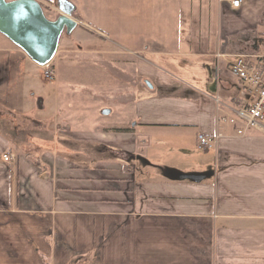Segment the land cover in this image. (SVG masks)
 I'll return each instance as SVG.
<instances>
[{"label":"crops","instance_id":"0c3cea01","mask_svg":"<svg viewBox=\"0 0 264 264\" xmlns=\"http://www.w3.org/2000/svg\"><path fill=\"white\" fill-rule=\"evenodd\" d=\"M67 1L82 22L78 49L79 28L115 43L94 40L93 65L113 70L121 54L134 83L121 109L101 114L124 115L85 112V132L75 113L70 130L35 86L43 67L0 32V264H264V130L238 134L222 120L245 96L229 60L264 55V0ZM32 110L40 134L24 138H105L102 153L12 152ZM218 133L201 146L199 135Z\"/></svg>","mask_w":264,"mask_h":264},{"label":"rangeland","instance_id":"374dc122","mask_svg":"<svg viewBox=\"0 0 264 264\" xmlns=\"http://www.w3.org/2000/svg\"><path fill=\"white\" fill-rule=\"evenodd\" d=\"M11 1V0H8ZM41 3V5L44 8L45 15L49 19H56L58 16L62 14L61 9L58 5V0H37ZM71 16L80 22L78 17L71 14ZM100 17V16H99ZM102 21L101 24H93L95 27H98L100 29H103L105 25H107V22L105 23V19L100 18ZM113 22V21H111ZM82 23V22H81ZM81 23H79V26H81ZM82 28V27H81ZM79 30V31H78ZM76 34L82 35V38L85 39V41H82V47L83 49L79 48V43H77L76 37L71 36L72 32L70 34L64 33L63 36V43L61 45V50H64L66 52L65 55L56 56L49 65L52 66V68H56V76L53 80H47L42 74L33 75L35 86H39L41 89H43V97L46 99V102L50 101L52 102L49 105H52L54 102H60L61 104V112L60 116L68 115L67 117V125L70 126V130L72 129L73 120L71 118L74 117V114L78 117L81 116L79 121V129H83L85 132H92V128L94 125V121L91 119H85L83 116L85 115V112L87 115L98 116L99 120H103V122H111L109 120H112L113 118H117V116L121 113V116L125 114V111H117L118 113H113L114 115L107 116L109 120L105 119L103 117L102 111L108 110L109 107L112 108H118L120 107L119 98L121 97L118 93L120 92V89L122 86H131L133 80L131 78H127L130 73L128 72V75H124L126 73L124 71V64L123 59H121V54L114 56L112 65L113 70H111L110 65L108 68L98 64V67L96 65H93L94 58L96 60L94 51L92 47L97 46L98 42L94 43V40H97L99 42H102L104 44L114 46L115 48L117 45L114 43L112 45L109 42L100 39V37L91 32H88L85 29H77V31H74V36ZM112 35V34H111ZM113 37V35H112ZM66 39H69L70 41L65 42ZM90 40V41H89ZM94 43V44H93ZM96 44V45H95ZM120 51L122 49H119ZM93 51V52H92ZM94 55V57H93ZM255 56V55H254ZM93 57V61H92ZM109 63L110 60H108ZM101 66V67H100ZM74 67V68H73ZM76 72V74H75ZM131 76V75H130ZM132 77V76H131ZM139 83V81H138ZM110 86H113V90L116 91V94H110ZM81 88L82 90H78V88ZM86 88V89H85ZM108 88V91H107ZM57 89L61 90L59 92L58 96L59 99H57ZM112 89V88H111ZM92 90H95L96 92L93 93ZM76 91V92H75ZM89 91L91 94H89ZM107 91V92H106ZM36 101V100H34ZM89 106V110H85V107ZM49 109V108H48ZM50 111L55 110V106H51L49 109ZM82 112H79V111ZM85 110V111H83ZM76 111V112H75ZM100 111V112H99ZM35 110H32L30 115L19 116L18 120V127L19 129L23 130L21 133L20 138H9L11 141V144L13 148L16 149L12 152L14 153H21L24 154L25 152H29V156H32V160L39 161V156L42 153L45 152H51L54 151L56 154L65 155L68 152L73 151V149H83L84 151L90 152L91 156H95L96 153H102V144H105L101 140H104L102 138H68L70 135L67 133L65 134V138H24L25 134L29 133L32 134L31 131H34V134L38 133L40 134V128L37 129L35 126V121H40L36 119L35 114H33ZM79 112V113H78ZM116 112V111H115ZM33 114V115H32ZM100 114V115H99ZM103 117V118H102ZM98 121V130H107L109 132H119L115 131L117 130V127H104L99 123ZM24 123H27V126H24ZM71 124V125H70ZM100 124V125H99ZM132 125V124H131ZM130 124L126 126H131ZM72 126V127H71ZM125 127V126H124ZM60 131H63L62 128H57ZM55 132H57L56 128H53ZM26 131V132H25ZM68 131V130H67ZM69 132V131H68ZM20 136V135H19ZM72 136V135H71ZM67 137V138H66ZM101 145V147H100ZM100 149H97L99 148ZM50 150V151H49ZM91 161V158L89 161H86V164ZM91 165L94 164L93 160ZM89 164V165H90ZM90 165V166H91Z\"/></svg>","mask_w":264,"mask_h":264},{"label":"water","instance_id":"95a60500","mask_svg":"<svg viewBox=\"0 0 264 264\" xmlns=\"http://www.w3.org/2000/svg\"><path fill=\"white\" fill-rule=\"evenodd\" d=\"M58 4L62 14L52 20L37 0H0V32L41 67L54 59L62 35L81 23L71 16L73 7L67 0Z\"/></svg>","mask_w":264,"mask_h":264},{"label":"built area","instance_id":"2783aa9c","mask_svg":"<svg viewBox=\"0 0 264 264\" xmlns=\"http://www.w3.org/2000/svg\"><path fill=\"white\" fill-rule=\"evenodd\" d=\"M229 1L233 9L241 8L243 2ZM48 65L43 67V76L47 80H53L56 73ZM229 68L240 81L245 96L240 103L232 104L233 113L226 114L222 120L235 126L238 134H244V131L250 128L264 130V55H235L229 60ZM222 137V133L215 136L199 135V140L201 146L211 147ZM10 159L9 154L3 155L4 161Z\"/></svg>","mask_w":264,"mask_h":264},{"label":"trees","instance_id":"16d2710c","mask_svg":"<svg viewBox=\"0 0 264 264\" xmlns=\"http://www.w3.org/2000/svg\"><path fill=\"white\" fill-rule=\"evenodd\" d=\"M48 66H50L52 68L51 65H48ZM132 130H133V127L132 126H125V127H119L115 131H119V132H130Z\"/></svg>","mask_w":264,"mask_h":264}]
</instances>
